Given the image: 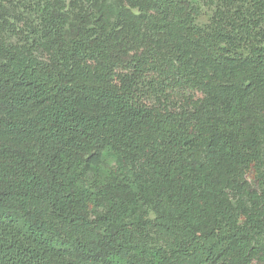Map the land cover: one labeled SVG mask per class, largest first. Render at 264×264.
<instances>
[{
	"label": "trees",
	"instance_id": "obj_1",
	"mask_svg": "<svg viewBox=\"0 0 264 264\" xmlns=\"http://www.w3.org/2000/svg\"><path fill=\"white\" fill-rule=\"evenodd\" d=\"M0 264H264V0H0Z\"/></svg>",
	"mask_w": 264,
	"mask_h": 264
}]
</instances>
